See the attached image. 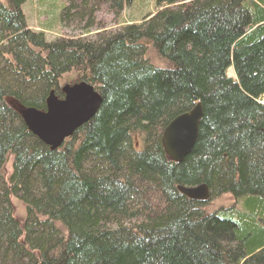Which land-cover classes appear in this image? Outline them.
Segmentation results:
<instances>
[{
	"label": "trees",
	"instance_id": "1",
	"mask_svg": "<svg viewBox=\"0 0 264 264\" xmlns=\"http://www.w3.org/2000/svg\"><path fill=\"white\" fill-rule=\"evenodd\" d=\"M23 2L0 0V264H264V0H156L130 22L134 0H65L60 26L80 34L52 41ZM66 76L101 104L51 150L20 111H45ZM197 104L173 163L161 136ZM199 185L205 203L178 191ZM221 195L237 208L209 211Z\"/></svg>",
	"mask_w": 264,
	"mask_h": 264
},
{
	"label": "water",
	"instance_id": "2",
	"mask_svg": "<svg viewBox=\"0 0 264 264\" xmlns=\"http://www.w3.org/2000/svg\"><path fill=\"white\" fill-rule=\"evenodd\" d=\"M61 93L62 99H58L52 91L49 93L44 112H20L28 131L51 150L58 149L65 139L86 124L101 104V98L93 87L83 81L63 86ZM202 116L201 105L197 104L166 126L161 136L162 148L171 162L179 164L191 153ZM178 191L190 201L204 202L209 198L205 185L180 186Z\"/></svg>",
	"mask_w": 264,
	"mask_h": 264
},
{
	"label": "rangeland",
	"instance_id": "3",
	"mask_svg": "<svg viewBox=\"0 0 264 264\" xmlns=\"http://www.w3.org/2000/svg\"><path fill=\"white\" fill-rule=\"evenodd\" d=\"M45 3V5L43 4ZM156 0H134L131 8H126L122 13V20L124 22H130L131 20L138 21L140 18L146 16L150 12L153 13L155 10ZM65 6V0H24L21 6V12L25 18L26 24L29 29L33 31H39L44 34L46 41H52L58 37H68L71 35H79L80 29H76L75 33L72 34L68 29H63L60 26L59 15L60 11ZM103 21L106 23V31H113L119 28L110 23L112 16L106 13L105 10L100 9L97 14L95 13L94 19ZM96 32L91 31L88 36L95 34ZM98 33H102V29L98 30ZM148 57L154 63L155 58L150 49H148ZM156 62V61H155ZM232 69L228 70V75L232 77ZM77 77L66 76L65 81L63 80L62 85L72 84L77 81ZM5 172H10V163L6 164ZM237 202L234 201L229 195H221L216 199L210 200L207 205L209 211L224 210L230 207H236ZM12 208L14 216L17 221L21 224L24 219L23 206L12 201Z\"/></svg>",
	"mask_w": 264,
	"mask_h": 264
}]
</instances>
